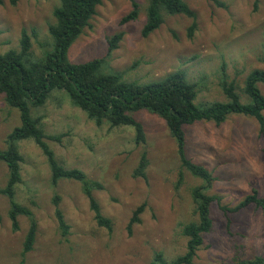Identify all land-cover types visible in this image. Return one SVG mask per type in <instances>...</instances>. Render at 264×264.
<instances>
[{"label": "rangeland", "instance_id": "1", "mask_svg": "<svg viewBox=\"0 0 264 264\" xmlns=\"http://www.w3.org/2000/svg\"><path fill=\"white\" fill-rule=\"evenodd\" d=\"M0 5V54L19 49L22 29L31 38V52L42 56L50 49L48 26L54 23L53 10L59 0H8ZM139 5L135 21L121 24L131 10L129 0H103L82 34L70 46L71 63L106 58V70L119 72L126 82L147 84L166 75L184 71L189 82L203 79L196 102H226L219 88V68L237 86L242 103L244 80L252 70H264V0H184L195 13L196 28L188 37L192 20L182 15H164L163 24L147 37L141 35L147 0ZM122 34L118 48L108 56L107 40ZM264 96V86L259 85ZM41 119L44 133L61 136L47 141L57 162L66 169H78L102 190L92 192L100 213L110 220L111 231L99 227L88 198L78 182L62 180L52 185L46 158L32 140L18 143L23 162L22 182L15 200L28 208L36 220L33 249L22 258V244L29 228L26 216L18 217L13 232L8 218V199L0 195V264H150L160 252L166 262L185 254L182 225L195 220L191 188L201 182L182 172L176 144L164 121L146 111L135 113L145 143L137 145L131 127L104 122L96 126L68 97L53 91L45 105L31 111ZM264 115V110H263ZM18 112L0 95V150L6 136L19 125ZM186 157L211 172L210 195L221 205L234 207L252 190L264 197V133L257 122L242 115H229L216 126L196 122L184 127ZM146 154L144 177L135 170ZM6 166L0 162V189L7 181ZM58 209L69 226L62 237L55 216ZM144 206L139 223L131 233L127 227L133 212ZM211 231L203 238L193 264H236L240 259L264 257V215L254 206L237 213L223 212L217 203L210 207Z\"/></svg>", "mask_w": 264, "mask_h": 264}, {"label": "trees", "instance_id": "2", "mask_svg": "<svg viewBox=\"0 0 264 264\" xmlns=\"http://www.w3.org/2000/svg\"><path fill=\"white\" fill-rule=\"evenodd\" d=\"M103 0H59L53 10L54 23L48 26L51 38L50 49L42 56H35L31 52V34L21 30L19 49L9 50L0 54V95L6 105L18 112L19 125L5 138V147L0 150V162L7 169V181L0 195L8 199V218L13 232L18 230V217L29 219V228L22 244V258L32 251L37 224L32 212L21 206L15 200V189L22 182L20 165L23 162L18 143L32 140L46 158L50 169L52 185L59 181L68 180L78 182L82 193L88 198L90 209L94 213L95 222L99 227L111 231L110 220L103 217L100 209L92 197V192L102 190V186L87 179L78 169H66L61 166L50 149L47 141L60 142L61 136L46 135L42 129L41 119L32 116L33 109L45 105L51 92H63L70 102L81 111L96 126L104 122L111 128L131 127L134 131V141L137 145L145 143V134L140 122L134 118L139 111H146L161 118L172 139L176 144V151L180 162L178 185L183 181L182 172L188 173L201 182L191 188L190 196L195 220L180 228L181 235L186 238L185 254L166 262L163 254L154 253L150 264H193L197 251L203 244V238L211 231L212 219L210 207L217 203L223 212L237 213L240 210L254 206L264 215V197L259 198L255 190L234 207L221 205V199L209 194L214 178L206 168L193 163L186 157L184 127L196 122H212L216 126L223 124L229 115H242L253 118L259 127L260 134L264 133V96L259 85L264 86V70H252L246 76L241 89L248 99L241 102L237 86L230 80L222 63L219 68L218 85L226 102L197 103L198 93L203 85V79L197 83L189 82L184 71H176L166 75L159 81L147 84L126 82L119 72L106 70V58L92 59L83 63H71L67 57L68 50L74 41L89 25L96 13L97 7ZM130 12L121 19V24L135 21L139 14V5L129 0ZM220 7L224 5L218 0H209ZM14 6L17 0H8ZM2 1L0 0V5ZM164 15H182L193 22L188 28L191 38L196 28V15L184 0H147L145 8V23L141 35L147 37L156 31L164 21ZM122 34H115L107 40L108 56L118 48ZM264 64V53L260 57ZM147 166L146 154L142 153L140 162L135 170V176L144 177ZM58 197H54L56 206L55 216L62 237L68 235L69 226L64 222L58 209ZM144 206L138 207L129 221L127 230L131 233L134 224L139 223V215ZM236 264H264V257L240 259Z\"/></svg>", "mask_w": 264, "mask_h": 264}]
</instances>
